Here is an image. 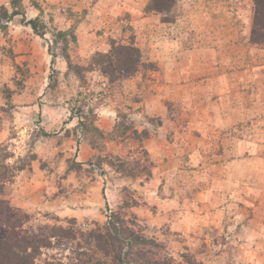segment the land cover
<instances>
[{
  "label": "rangeland",
  "instance_id": "rangeland-1",
  "mask_svg": "<svg viewBox=\"0 0 264 264\" xmlns=\"http://www.w3.org/2000/svg\"><path fill=\"white\" fill-rule=\"evenodd\" d=\"M177 1L169 11L159 13L148 10L149 0H0V198L27 216L23 224L27 234L43 239V245L35 250L37 264H136L132 254L126 257L129 231L158 243L157 248L134 245L133 251L144 254L150 263L264 264L263 72L247 76L249 86L237 88V107L245 105L252 112L229 121L224 134L201 136V144L207 145L201 148L208 157L205 167L214 166L215 174H219L221 162L242 154L234 149L238 141H247L245 153L252 157L237 166L242 177L246 168L251 170L245 173L253 182L252 200L223 210L218 227L198 233L190 244L171 242L164 230L157 233L130 210L137 201L127 185L110 190L106 197L89 199L92 213H57L62 205L77 207L80 203L83 208L84 187L95 177L113 185L104 173H118L123 167L124 173L119 174L128 180L149 175L152 162L144 141L156 118L137 114L132 101L154 92L150 80L156 64L144 39L151 29L164 32L171 28L174 33L166 45L174 49L234 48L231 53L239 63L240 50L252 48V60L264 63V43L251 39L254 0ZM14 9L21 14L12 16ZM22 15L37 17L44 34H35ZM140 16L147 19L138 28L133 20ZM169 20L175 21L174 27L160 24ZM138 36L142 55L137 71L118 79L111 69L108 77L103 70L111 57L96 53L110 50L111 39L129 45ZM207 54L205 51L206 62L210 61ZM225 58L218 55L220 62ZM242 89L248 91L247 97ZM168 90L174 99L168 101L167 109L178 122L181 89ZM106 108L111 110L110 128L103 117ZM69 119H74L75 125L65 129ZM57 130L60 135L50 137ZM37 137H41L46 157L35 164L49 176L37 196L49 205L25 210L12 204L17 189L11 184L19 169L30 170ZM197 137L191 136L192 140ZM77 140L84 143L80 161L75 160ZM9 171L13 177L6 181ZM27 182L19 179V188L28 190ZM20 194L25 201L31 198L33 204L32 192Z\"/></svg>",
  "mask_w": 264,
  "mask_h": 264
},
{
  "label": "crops",
  "instance_id": "crops-1",
  "mask_svg": "<svg viewBox=\"0 0 264 264\" xmlns=\"http://www.w3.org/2000/svg\"><path fill=\"white\" fill-rule=\"evenodd\" d=\"M146 19L147 17L140 16L133 20V23L139 28ZM174 22L162 21L160 24L174 27ZM166 29L164 32L151 29L149 37H144L145 41L149 42L150 58L156 64L154 76L150 80L154 92L146 99L132 101L133 109H138L137 114L145 113L156 118V125L150 126V136L144 141V147L152 162L149 175L146 178L136 176L128 180L119 173H104V169H101L105 177L108 174L113 185L108 186L102 181L103 177L97 176L90 185L84 187L86 201L83 208L79 206L80 203L77 207L62 205L57 213L66 214L68 210L71 213L75 210L92 213L88 205L92 202L89 199H95V195L106 197L110 190H118L119 186L127 185L131 187L137 201L130 210L157 233L164 230L169 241L183 245L190 244L191 239L196 238L198 233L218 227L222 211L230 210L231 204L237 206L252 200L253 182L246 174L251 170L246 168L242 177V171L237 169L239 163L252 158L245 153V150L249 149L247 141L236 143L234 149L242 154L227 162H221L219 174H215L217 170L213 169L214 166L205 167L208 157L203 154L205 150L201 148L207 145L201 144V136L224 134L228 130L226 127L229 121L245 117L247 113L252 112L245 105L237 107V88L249 86L247 76L257 72L264 73V63L252 60V48L249 52L246 49L240 50L241 60L236 63L233 59L235 53H231L234 48L205 50L200 46L182 49L168 47L167 41L174 32L169 27ZM189 35L188 32L186 37ZM181 36H185L184 31ZM138 39L139 36L134 44L140 49L139 43L136 42ZM77 40L79 41V38ZM205 51L209 53L207 55H210V61L204 60ZM176 54L178 58L173 57ZM218 55L226 57L225 61L220 62ZM169 87L181 89L177 97L180 98L181 106L178 122L167 109L168 101L174 99L170 95ZM247 92L242 89L241 93L245 96ZM103 113L104 121L108 122L106 127L110 128L113 123L111 110L106 108ZM73 123L74 119H69L63 127L70 129L71 125H75ZM58 135L59 130L53 131L50 137ZM191 136L198 137L192 140ZM70 137L71 134L66 138ZM40 138L37 137L34 144L35 158L31 161L30 170L19 169L11 184L17 189L13 190L16 195L11 197L12 204L25 210L49 205V201H43L37 196L38 191L48 183L49 177L35 164L39 158L46 157L42 154ZM83 147L84 143L77 140L76 161H80ZM23 178L28 180V190L19 188V179ZM27 191L32 192L34 196L33 204L31 198L28 201L20 198V193L25 194Z\"/></svg>",
  "mask_w": 264,
  "mask_h": 264
},
{
  "label": "trees",
  "instance_id": "trees-1",
  "mask_svg": "<svg viewBox=\"0 0 264 264\" xmlns=\"http://www.w3.org/2000/svg\"><path fill=\"white\" fill-rule=\"evenodd\" d=\"M254 2L255 14L251 29V39L254 42L264 43V0H254ZM176 3L177 0H149L147 7L150 11L160 13L169 11ZM18 14L21 13L16 9L11 12L12 16ZM22 19L35 34L40 36L44 34V31L39 29L42 25L38 23L37 17L26 19L22 15ZM111 40L113 43L110 50L96 53L97 56L107 55L111 57V59L108 58V67L104 68L103 72L109 77L111 75L110 70L113 69L117 73L118 79L132 76L137 71L141 61L142 54L139 47L134 44H115L114 39ZM117 172L124 173L123 167H120ZM12 177L13 174L9 171L6 181ZM0 183H3V181H0ZM26 219L27 216L22 211L13 208L6 200L0 198V264H37L35 262V250L38 246L43 245V239L36 235L27 234L23 229ZM99 237L101 238V236ZM125 239L129 242L126 257L132 254L134 257L133 262L136 264H157L155 261L150 263V260L144 254L139 255L136 249L133 251L135 244H147L157 248L158 243L153 239L144 238L134 234L132 231L126 233ZM127 259V261L132 260L131 258ZM163 264H170V262H164Z\"/></svg>",
  "mask_w": 264,
  "mask_h": 264
}]
</instances>
